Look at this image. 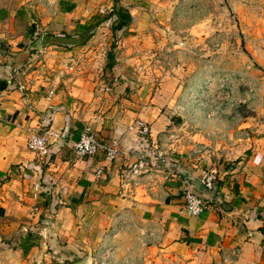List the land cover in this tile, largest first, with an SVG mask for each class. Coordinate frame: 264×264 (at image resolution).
Listing matches in <instances>:
<instances>
[{"label": "crops", "instance_id": "1", "mask_svg": "<svg viewBox=\"0 0 264 264\" xmlns=\"http://www.w3.org/2000/svg\"><path fill=\"white\" fill-rule=\"evenodd\" d=\"M91 16L71 17L65 34L79 35ZM8 20L0 36L6 40L0 39V219L26 234L0 264L83 258L99 264L106 249L112 252L104 264H264V148L252 143L243 157L238 144L223 150L224 158L207 150L194 154L200 151L196 135L184 137L170 125L173 115L162 110L160 91L145 76L119 80L108 90L96 79L88 65L97 34L80 49L82 57L77 48L36 44L42 34L35 38L34 30L17 28L15 17ZM82 58L89 59L86 65ZM103 68L126 67L104 61ZM134 120L148 125L145 141L134 132ZM85 127L104 147H114L111 160L103 152L73 155ZM48 128L59 139L47 154L28 152L27 137ZM139 157L150 158L147 173L133 191H121L124 173ZM204 166L217 173L218 198L191 216L182 185L195 187Z\"/></svg>", "mask_w": 264, "mask_h": 264}, {"label": "rangeland", "instance_id": "2", "mask_svg": "<svg viewBox=\"0 0 264 264\" xmlns=\"http://www.w3.org/2000/svg\"><path fill=\"white\" fill-rule=\"evenodd\" d=\"M113 1L0 0V36L9 27L8 19L15 17L17 28L34 30L35 38H57L66 33L71 17L92 15L91 25L110 12ZM116 2L133 15L127 27L112 33V17L95 27L94 34L67 32L57 47L77 48L84 57L80 49L97 34L90 44L97 51L88 65L96 79L105 86L145 76L160 91L162 110L168 118L173 115L170 125L179 126L184 137L196 135L193 143L200 151L194 154L207 150V155L224 158L223 150L238 144L243 157L252 143L264 148V0ZM104 61L126 68L111 72L103 68ZM11 228L9 218L0 219V262L26 234ZM111 252L106 249L99 264Z\"/></svg>", "mask_w": 264, "mask_h": 264}, {"label": "built area", "instance_id": "3", "mask_svg": "<svg viewBox=\"0 0 264 264\" xmlns=\"http://www.w3.org/2000/svg\"><path fill=\"white\" fill-rule=\"evenodd\" d=\"M40 38L39 40H41ZM112 82L107 83V90L111 87ZM6 84L10 85V79L6 81ZM16 89L23 92L26 87L23 83H17ZM133 130L143 141L149 134L148 125L141 120L133 121ZM57 139H59V135L48 128L29 135L25 142V148L38 157H44L47 154L48 146ZM71 148L73 155L79 159L92 157L98 152H103L107 160H111L116 155L114 147H104L88 127L81 131ZM152 155L156 158L161 156L158 153ZM150 165L149 157L137 158L124 173L120 182V190L133 191L138 181L147 173L146 167ZM218 188L219 180L216 171L211 168L201 169L195 187H192L191 183L187 181L182 185L181 195L185 211L191 216H198L206 208H210L214 199L218 198Z\"/></svg>", "mask_w": 264, "mask_h": 264}, {"label": "trees", "instance_id": "4", "mask_svg": "<svg viewBox=\"0 0 264 264\" xmlns=\"http://www.w3.org/2000/svg\"><path fill=\"white\" fill-rule=\"evenodd\" d=\"M114 17V21L112 22L111 26H110V31L116 32L121 30L124 27H127L130 22H131V17L128 13L127 10L123 9L122 7H120L116 0L113 1V7L110 10L109 13H106L103 17L99 18L96 20L95 23H92L91 25H88L84 28L83 33H87L89 32V34H91L93 32V29L95 27H97L100 23L105 22L106 20L110 19ZM58 38V40H56ZM56 38V36H52V35H46L45 37H43L40 40V44L41 45H45L47 44L46 41L53 42V44L51 43V45H59L65 38L66 35L64 33L58 35ZM45 39V41H44ZM56 40V41H54ZM110 59V58H109Z\"/></svg>", "mask_w": 264, "mask_h": 264}, {"label": "water", "instance_id": "5", "mask_svg": "<svg viewBox=\"0 0 264 264\" xmlns=\"http://www.w3.org/2000/svg\"><path fill=\"white\" fill-rule=\"evenodd\" d=\"M37 43L40 44V40L39 39L36 41V44ZM74 264H87V260H86V258H83V259H81L80 261H78V262H76Z\"/></svg>", "mask_w": 264, "mask_h": 264}]
</instances>
